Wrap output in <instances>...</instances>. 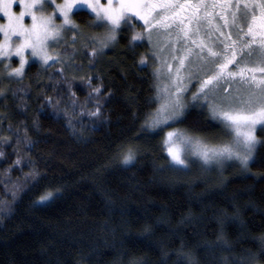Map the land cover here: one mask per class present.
<instances>
[{"label":"trees","instance_id":"16d2710c","mask_svg":"<svg viewBox=\"0 0 264 264\" xmlns=\"http://www.w3.org/2000/svg\"><path fill=\"white\" fill-rule=\"evenodd\" d=\"M89 17L85 10L73 14L82 29L92 22ZM135 33L123 29L118 43L95 67L76 59L75 64H82L76 75L49 80L37 74L42 66L31 63L19 83L0 85L6 89L0 95V117H10L3 119L0 130V137H10V143L0 140V150L5 152L0 157V201L10 202L8 210L0 213V264H113L125 250L135 251L146 264H173L180 236L198 264H223L225 256L231 261L258 251L256 238L264 235V166L251 163V171L241 173L236 162L222 176L219 170L202 173L195 166L173 183L168 181L170 173L156 171L166 156L159 147L162 133L139 132L140 117L156 83L149 60L140 63L145 53L151 56L150 49L143 39L132 40ZM130 42L135 46L130 48ZM97 85H102L99 94L92 92ZM89 95L93 99L86 103ZM48 96L55 98L52 105ZM56 101H61L58 107ZM97 103L100 113L90 115ZM201 111L188 107L187 118L174 126L218 137L217 123L205 109L204 114ZM10 123L13 131L21 129V137L36 141L30 152L7 130ZM257 135L264 139V132ZM137 136L141 137L135 141L140 146L137 160L125 166L114 159L116 145ZM18 151L32 163L13 164ZM259 153L257 161L264 158V147ZM33 168L39 169L35 178L26 175ZM17 184L13 197L11 189ZM49 185L60 189L54 192L56 198L39 202ZM124 219L134 221L130 229L118 227ZM145 223L153 232L141 235ZM221 225L231 251L206 247L218 244ZM253 264H264V255Z\"/></svg>","mask_w":264,"mask_h":264},{"label":"snow or ice","instance_id":"6c2138e0","mask_svg":"<svg viewBox=\"0 0 264 264\" xmlns=\"http://www.w3.org/2000/svg\"><path fill=\"white\" fill-rule=\"evenodd\" d=\"M0 4L3 5L0 20L7 18L5 24H0L4 38L0 44V57H3L0 59V85L19 83L26 75L25 65L31 57L38 58L42 65L37 74L47 75L49 80L57 75L66 77L68 69L81 56L87 57L89 65L95 67L99 58L105 55V49L118 43L117 35L122 26L135 25L140 31L132 36V40L146 38V46L153 50L152 56L142 55L140 63L151 59L156 64L153 73L157 81L155 92L149 99L147 111L140 117L139 129L141 135L162 133L159 147L166 156L163 157L164 164L156 171L170 173L168 181L173 183L195 166L202 173L219 170L221 176L226 167L237 166L236 162L241 173L251 171V163L258 162L264 166V158L257 161L259 150L264 147V139L257 135L258 131L264 132V0H20L24 10L18 14L11 11V0H0ZM81 8H87L91 13L89 18L92 22L87 27L102 31L82 34L79 24L70 15L73 9ZM217 16L222 23L214 25ZM26 17L31 18L30 24L26 23ZM161 32L166 39L170 40L175 33L176 39L183 41L182 50L178 45H171L170 59H161L160 51L164 45L154 43V33L159 36ZM69 33L72 34L71 40L68 39ZM62 42L64 48L61 53ZM134 46L130 42L129 47ZM26 51L30 55H26ZM12 57L18 58V63ZM56 64H60V69L48 72ZM87 79L91 86V77ZM65 83L71 90V83L67 79ZM189 85L196 87L192 93V100L196 102L193 106L198 105L201 114L207 110V116L220 129L218 137L209 138L199 129L174 126L187 118L185 101L186 93L191 91ZM233 85L236 86L234 89ZM101 87H93L92 92L99 94ZM5 93L6 89L0 87V95ZM96 98L98 100V96ZM92 99L89 95L86 103ZM46 100L52 105L55 98L48 96ZM60 102L56 101L54 106L58 107ZM100 111L97 103L95 111L89 114L95 116ZM68 112L66 105L65 114ZM71 112L75 114V101H72ZM3 119L10 117H0V130H3ZM68 123L72 126L71 120ZM7 130L17 144L23 143L26 151H31L36 141L21 137V129L13 131L11 123ZM140 138L137 136L117 144L114 159L125 166L134 163L140 155V146L135 141ZM0 140L10 143V137H0ZM3 156L5 152L0 150V157ZM229 161L234 163L229 165ZM21 163L30 164L32 161H25L18 151L13 164ZM26 175L35 178L39 176V169L33 168ZM220 183L226 186L227 181L221 179ZM18 188V184L12 187L13 197ZM59 191L58 187L49 185L38 201L55 199L54 192ZM9 204V201H0V213L7 211ZM238 213L239 209L236 210ZM133 224V220L124 219L118 227L130 229ZM104 227H107V222ZM112 232L115 234L116 228ZM152 232V226L147 223L140 230L141 235ZM256 239L260 244L256 253L241 254L231 261L225 256L223 264H253L264 255V235ZM217 240L218 244L206 247L231 251L229 242L224 239L223 225ZM175 255L173 264H198L183 236H180ZM113 264H146V261L135 251L125 250L115 257Z\"/></svg>","mask_w":264,"mask_h":264},{"label":"rangeland","instance_id":"374dc122","mask_svg":"<svg viewBox=\"0 0 264 264\" xmlns=\"http://www.w3.org/2000/svg\"><path fill=\"white\" fill-rule=\"evenodd\" d=\"M11 2H12V8H11V11H12L13 13L18 14L19 11L24 10L23 7L20 6V0H11ZM58 2H59V1H58ZM2 7H3V5L0 4V8H2ZM77 10H85V11H87V12L91 15L90 10L87 9V8L73 9V12L70 14V15L72 16V18H73V14H74V12H76ZM48 11L51 12V9H49ZM0 16H3V12H2V11H0ZM6 19H7V18H4L3 20H0V24H5V23H6ZM73 20L75 21L74 18H73ZM56 22L59 23L60 21L57 20ZM26 23H29V24L31 23V18H30V17H26ZM75 23H77V22L75 21ZM129 23L131 24V22H129ZM140 23L142 24V22H140ZM215 23H222V21L219 20V17H218V16H217V17L215 18V20H214V25H215ZM77 24H78V23H77ZM79 26H80V25H79ZM80 29L82 30V34H87V35H91V34H93L94 32H96L95 29H89L88 27L85 28V29H82L81 26H80ZM123 29H124L125 31L129 32V34H131L132 32L134 33V31L137 32V33H139V31H140V28H139V27H136L135 25H133L132 27H124V26H122V28H121V30L119 31L118 35L121 33V31H122ZM101 31H102V30H101ZM225 31H227V29H225ZM158 32H160V30H158ZM118 35H117V36H118ZM217 35H218V34H217ZM68 39H69V40L72 39V34H71V33L68 34ZM3 40H4L3 35H2V33H0V44L3 43ZM143 40L146 41V38H144ZM153 40H154V43H155V42H160V43H162V44L164 45L163 50L160 51V58H161V59H163L164 57H168L169 59L171 58V55H170V54L172 53V47H171V45H173V44L178 45V48L181 49V50H182L183 47H184L183 41H182V40L178 41V40L176 39L175 33H173V36H172V38H171L170 40H169V39H166L165 36L162 34V32L160 33L159 36H158L157 34L154 33ZM146 42H147V41H146ZM63 48H64V44H63V42H62V43H61V46H60V51H61V53L63 52ZM113 48H114V47H113ZM113 48L105 49V55H104V56H106V54H107L109 51H111ZM149 49H150V54H151V56H152V55H153V50H152V48H150V47H149ZM68 51H69V53H70V52H71V48H69ZM25 54H26V55H30V53H28L27 51H26ZM104 56H103V57H104ZM2 58H3V57H0V59H2ZM12 59H13L16 63H18V58H16V57H12ZM65 59H66V58H65ZM99 59H100V58H99ZM76 61H78V62L81 61L80 63H83V61H84V62H86V65L89 64V62L87 63V61H88L87 58L84 59V60H82L81 58H78ZM31 63H37L38 65L42 66V65L40 64L38 58H36V57H31V58L28 60V63L25 65V69H26V68L28 67V65H30ZM149 63H150V65H152L153 72H154V68L156 67V64H155V63L153 62V60H151V59H149ZM173 63L175 64V63H178V62L173 61ZM56 65L60 66V64H56ZM14 66H15V64H14ZM81 66H82V64L79 65V64H75V62H74V66H73V67H70V68L68 69L67 73H69V74H71V75H76V74L78 73V71L81 70ZM0 67H2V65H0ZM155 83H157L156 80H155ZM193 83L195 84L196 82L193 81ZM197 86H198V85H197ZM189 87H191V91H189V92L186 93V101H185V102H186V104L188 105V107H192L193 105L196 104V102H194V101L192 100V93L196 91V87H192L191 85H189ZM224 87L227 88L228 85H224ZM232 87H233V89H234L236 86L233 85ZM193 107H199V106L197 105V106H193ZM205 110H206V109H205ZM206 112H207V110H206ZM72 125H73V123H72ZM8 181H9V182H12L13 180H11V181L8 180ZM14 183H16V182H14Z\"/></svg>","mask_w":264,"mask_h":264}]
</instances>
